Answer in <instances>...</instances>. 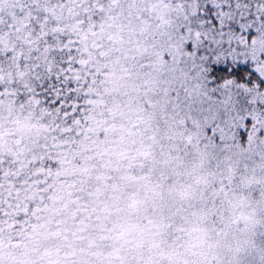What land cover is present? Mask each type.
Segmentation results:
<instances>
[{
  "label": "snow or ice",
  "instance_id": "obj_1",
  "mask_svg": "<svg viewBox=\"0 0 264 264\" xmlns=\"http://www.w3.org/2000/svg\"><path fill=\"white\" fill-rule=\"evenodd\" d=\"M0 264H264V0H0Z\"/></svg>",
  "mask_w": 264,
  "mask_h": 264
}]
</instances>
